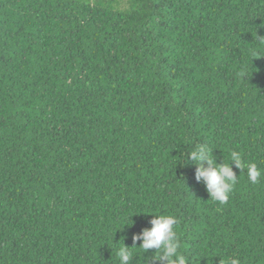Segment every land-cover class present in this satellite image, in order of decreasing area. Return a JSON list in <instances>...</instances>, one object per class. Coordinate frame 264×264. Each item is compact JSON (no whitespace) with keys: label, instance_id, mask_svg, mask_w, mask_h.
I'll list each match as a JSON object with an SVG mask.
<instances>
[{"label":"trees","instance_id":"1","mask_svg":"<svg viewBox=\"0 0 264 264\" xmlns=\"http://www.w3.org/2000/svg\"><path fill=\"white\" fill-rule=\"evenodd\" d=\"M260 39L264 0H0V264H118L151 215L190 264H264V175L221 203L188 156L264 172Z\"/></svg>","mask_w":264,"mask_h":264},{"label":"clouds","instance_id":"2","mask_svg":"<svg viewBox=\"0 0 264 264\" xmlns=\"http://www.w3.org/2000/svg\"><path fill=\"white\" fill-rule=\"evenodd\" d=\"M264 40V39H260ZM189 158L197 165L196 180L203 181L210 199L218 202H226L238 179L232 170L234 163L236 168L242 170L247 167V177L251 183H257L264 172L258 169L255 163H247L243 160L238 151L230 152V163L217 164L213 156V149L207 144H198L188 154ZM207 164V167L204 165ZM133 216V215H132ZM131 216V217H132ZM154 218L150 221V230H144L141 235L133 237L134 245L139 242L138 247H126L123 243L116 251L118 264H132L134 256L132 249H142L143 255L149 250L155 249V253L148 258L149 264L155 261L156 264H190L189 257L184 255L181 243L177 236L178 220L172 215H151ZM129 217L131 226L133 222ZM125 225L128 226L126 223ZM124 225V226H125ZM221 264V262H220ZM223 264H239L237 258H225Z\"/></svg>","mask_w":264,"mask_h":264}]
</instances>
